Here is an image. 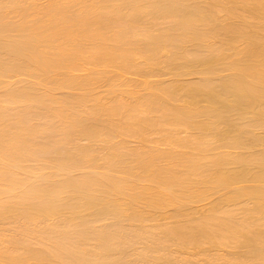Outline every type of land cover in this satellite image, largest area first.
Wrapping results in <instances>:
<instances>
[{
	"label": "bare ground",
	"instance_id": "1",
	"mask_svg": "<svg viewBox=\"0 0 264 264\" xmlns=\"http://www.w3.org/2000/svg\"><path fill=\"white\" fill-rule=\"evenodd\" d=\"M0 264H264V0H0Z\"/></svg>",
	"mask_w": 264,
	"mask_h": 264
}]
</instances>
